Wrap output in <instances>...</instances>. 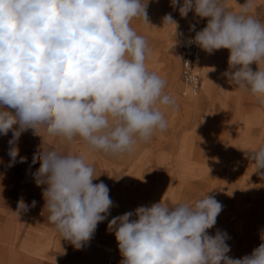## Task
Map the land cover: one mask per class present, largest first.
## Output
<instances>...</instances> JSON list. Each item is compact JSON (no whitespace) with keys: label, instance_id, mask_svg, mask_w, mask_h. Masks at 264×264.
<instances>
[{"label":"clouds","instance_id":"9594fccd","mask_svg":"<svg viewBox=\"0 0 264 264\" xmlns=\"http://www.w3.org/2000/svg\"><path fill=\"white\" fill-rule=\"evenodd\" d=\"M171 7L182 18L190 11L207 18L188 43L209 54L229 50L223 75L264 107V20L255 14L256 0L238 11L225 0H171ZM146 8L145 0H0V134L12 132L9 167L28 129L60 143L79 138L88 152L114 157L131 155L167 130L165 110L175 111L177 101L165 91L167 81L149 70L152 49L131 26L134 19L148 23ZM163 24L175 25L176 35L171 13ZM246 155L264 178V146ZM85 159L55 147L32 158L40 164L33 178L44 186L47 219L77 250L113 207L108 186L93 183L98 176ZM35 205L21 200L16 214ZM222 210L207 194L191 203L158 202L113 217L107 230L115 235L120 264H264V231L259 246L242 258L228 255L226 232L208 234Z\"/></svg>","mask_w":264,"mask_h":264},{"label":"rangeland","instance_id":"374dc122","mask_svg":"<svg viewBox=\"0 0 264 264\" xmlns=\"http://www.w3.org/2000/svg\"><path fill=\"white\" fill-rule=\"evenodd\" d=\"M245 2L246 0H225L226 7L233 11H238L239 5ZM145 3L148 23L134 19L131 26L147 40L152 49V57L146 62L149 70L167 81L165 91L177 101L175 111L165 110L168 120L166 131L155 134L147 143L136 145L131 155L114 157L101 152H88L87 146L79 138L73 143H60L58 139L40 133L42 137L33 129H28L17 142L19 155L17 162L11 167L8 166L11 160L8 141L12 138V132L0 134L2 196H8L5 199L13 212L18 211L21 200L28 205L35 200L36 205L28 211L38 212L45 220L42 222L44 233L41 232L33 243L40 244L45 250L42 256L33 259L38 264H88L87 244L77 250L53 231V226L47 219L48 213L44 211L45 201L41 196L44 186L37 187L33 184V173L40 164L37 162L33 165L32 158L42 148L55 147L64 154L71 152L85 156V162L94 168V175L98 176L93 183L102 181L108 186L113 207L107 219L98 224L93 238H96L98 232L107 229L108 222L113 217L133 211L139 206H151L158 202L169 203L170 206L171 203H191L207 194L223 205L220 215L234 226L232 230L225 231L230 237L227 240L231 248L228 253L230 257L242 258L262 242L260 234L264 231V178L254 172V161L246 153L264 146V107L258 105L250 93L235 89L223 75L228 70L227 49L216 50L200 58L202 60L210 56L213 62L214 79L211 87L205 89V74L198 67L201 73L198 94L182 98L179 73L175 84L177 86H173L168 66L175 64L179 68L177 53L181 32L194 11L180 20L177 16L178 8L171 7V0H145ZM180 3H183L182 0ZM256 3L255 14L264 20V0H256ZM173 12V19L178 25L176 35L175 25H170L172 34L167 37L158 30L157 20L163 21L166 14ZM251 67L254 71L257 70L255 63ZM20 157L26 158V162H18ZM27 212L25 213L28 214ZM23 237L25 239V235ZM103 243L111 245L109 241ZM110 256L113 254L107 253L101 264H107ZM21 260L25 259H18L19 262ZM5 261L3 259V264H10V261ZM113 264H120L115 255Z\"/></svg>","mask_w":264,"mask_h":264},{"label":"bare ground","instance_id":"6f19581e","mask_svg":"<svg viewBox=\"0 0 264 264\" xmlns=\"http://www.w3.org/2000/svg\"><path fill=\"white\" fill-rule=\"evenodd\" d=\"M182 2H183V0H182ZM173 14H174V12L172 13V16H173ZM177 16L180 18V20L184 19L180 16L178 9H177ZM169 26L170 25H167V24L164 25L162 20H159V21L157 20L158 30L162 31L164 34H166L167 37L171 36V34H172V31L169 29L170 28ZM212 63L213 62H212L210 56L205 57L202 60L200 59L198 61V67L205 74V89L206 90L211 87V82L214 79V77L212 75L214 65ZM178 69L176 68L175 64L174 65L171 64L170 66H168V71H169V74L171 77V82H172L173 86H177L175 84L177 82V74L179 73ZM199 72H200V70H199ZM178 79H179V77H178ZM188 96H190V95H188ZM8 138H10V137H8ZM26 167H29V166H26ZM33 184H35V183H33ZM14 188H15V186H14ZM33 188H35V187H33ZM27 192H29V191L27 190ZM25 194H26V191H25ZM27 195H28V193H27ZM27 195H26V197H27ZM6 197H8V196H5V198ZM5 198L2 196V194L0 192V205L3 207V209L0 210V264H3V259H5L8 262L10 261V264H14L15 262H16V264H18V263L19 264H29V263L30 264H38L36 262V260L34 261L33 259H35V257L42 256V254L45 250L43 247L39 246L40 244L34 245L33 243L35 242L34 239L37 238V236L41 232H43L42 230H44L43 229L44 227H43L42 222L45 220H43V217L40 214H38V212H36V211H32L31 213H29V211H28L27 212L28 214H26L24 211H22V212L20 211V213H24L25 215H29L31 217L25 216L24 214L17 215L16 211H14L15 213H13L12 210L8 211V209L10 208L11 205H9L8 201ZM233 227H234L233 225L231 226L229 224V222H227V219H225L224 217H222V215L219 214L217 217L216 224L213 226V228L208 229L207 232L209 235H214L217 230L225 232V231L232 230ZM21 230H22V232H21ZM49 233H51V232H49ZM24 235H25L26 240L23 237ZM55 235H57V234H55ZM27 239H31V240L28 241ZM106 241H109L111 243V245H108V246L105 245L103 242H106ZM86 244H87V263L88 264H101V261L103 260L104 256L107 253L108 254L112 253L113 256L115 255L117 257V260H119V261L122 260V257L118 251V244H117V241L115 239V235H114V233L109 232L107 229H104L103 231L98 232L96 238L95 237L92 238ZM111 250H113V251H111ZM22 253L27 255V256L29 255V256L25 257ZM113 256H110V258H112ZM19 258H21V259L24 258L25 260H21L19 262L18 261Z\"/></svg>","mask_w":264,"mask_h":264},{"label":"built area","instance_id":"2783aa9c","mask_svg":"<svg viewBox=\"0 0 264 264\" xmlns=\"http://www.w3.org/2000/svg\"><path fill=\"white\" fill-rule=\"evenodd\" d=\"M207 18H199L194 15L185 25L181 32L180 48L177 53L180 81L182 85L181 95L196 96L201 85V74L198 68V61L201 57L207 54L199 46L189 44V38L195 36L196 31L202 30L206 26ZM195 25V31H190V25ZM107 264H113V257L107 260Z\"/></svg>","mask_w":264,"mask_h":264},{"label":"crops","instance_id":"0c3cea01","mask_svg":"<svg viewBox=\"0 0 264 264\" xmlns=\"http://www.w3.org/2000/svg\"><path fill=\"white\" fill-rule=\"evenodd\" d=\"M193 15H194V14H193ZM193 15H192V16H193ZM190 19H191V18H190ZM189 21H190V20H189ZM189 21H188V22H189ZM188 22H187V23H188ZM177 60H178V58H177ZM178 64H179V63H178ZM178 67H179V65H178ZM179 84H180L179 88H180V93H181V91H182V85H181V81H180V72H179ZM189 97H190V96H188V97H186V98H189ZM182 98H185V97H182ZM1 209H3V207L0 205V210H1ZM9 210H12V212H13V209L9 208L8 211H9ZM13 213H15V212H13Z\"/></svg>","mask_w":264,"mask_h":264}]
</instances>
